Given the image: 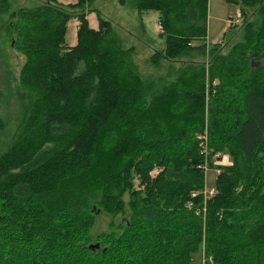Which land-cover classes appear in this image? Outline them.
<instances>
[{
  "label": "trees",
  "instance_id": "trees-1",
  "mask_svg": "<svg viewBox=\"0 0 264 264\" xmlns=\"http://www.w3.org/2000/svg\"><path fill=\"white\" fill-rule=\"evenodd\" d=\"M91 1L46 0L9 24L25 109L0 152V264H192L203 243L213 264H264V0H230L245 21L209 46V81L188 61L207 52L209 0H119L160 13L158 78L110 21L89 26ZM205 164L220 170L206 200ZM99 209L130 215L92 248Z\"/></svg>",
  "mask_w": 264,
  "mask_h": 264
},
{
  "label": "rangeland",
  "instance_id": "rangeland-1",
  "mask_svg": "<svg viewBox=\"0 0 264 264\" xmlns=\"http://www.w3.org/2000/svg\"><path fill=\"white\" fill-rule=\"evenodd\" d=\"M46 0H9L10 9L0 15V152L8 148L11 139L18 131L19 125L23 119V110L25 109L22 93L20 89V72L25 63V55L15 45V34L9 28L13 14L20 8H33L40 5ZM66 5L75 0H58ZM89 26L97 29L99 27V18H103L111 22L114 35L120 39L124 47H133V57L140 70L146 78H158L161 75L167 74V61H160L159 65H155L151 61V57L156 51L160 50L161 41L164 45L165 37L159 36V12L156 9H150L142 12L140 19L136 9L130 4H121L119 0H92L85 6ZM239 17L242 21L234 29L232 37L228 40L227 45H231L240 38V26L243 24L244 16L241 13L237 3L230 0H209L208 7V36H207V52L205 56H196L190 62L201 61L205 64V75L209 79V68L211 64V55L209 46L217 43L225 44L227 41V33L230 30V19ZM143 21L147 35L140 26V21ZM77 26L78 18L70 17L67 22L65 33L66 44L71 46L77 43ZM155 38L154 42L149 39ZM161 39V40H160ZM226 45V46H227ZM176 66H180L183 62L176 61ZM209 81V80H208ZM27 99V97H24ZM223 152H217L215 155L220 159V164L226 165L230 162V157ZM215 159V158H214ZM207 160V158L205 159ZM216 163V162H215ZM206 168V188H211L215 185L218 169L216 167ZM204 200L206 195L204 194ZM128 199V197H127ZM129 210L125 215H118L113 218L103 210H97L96 219L91 229L92 243L95 244L99 235L108 231L110 224L121 223L124 219H128ZM202 215H204L202 213ZM207 256L205 252V244L203 243L199 250L192 255V264H208L205 260Z\"/></svg>",
  "mask_w": 264,
  "mask_h": 264
},
{
  "label": "built area",
  "instance_id": "built-area-1",
  "mask_svg": "<svg viewBox=\"0 0 264 264\" xmlns=\"http://www.w3.org/2000/svg\"><path fill=\"white\" fill-rule=\"evenodd\" d=\"M242 20L239 18V17H236V18H231L230 19V25H239V23L241 22ZM206 135V134H205ZM202 137V136H200ZM205 168V171L208 169L206 168V166H204ZM220 172V170L218 169V173ZM203 191V194L206 195V198L210 197V196H213L216 192V188L215 186L213 185V187L211 188H206L204 187V189L202 190ZM193 196H195L196 194H192ZM204 210H206V208H204ZM201 211H196L197 214H200ZM204 261H207L208 264H213V258L210 256V257H205V260Z\"/></svg>",
  "mask_w": 264,
  "mask_h": 264
},
{
  "label": "crops",
  "instance_id": "crops-1",
  "mask_svg": "<svg viewBox=\"0 0 264 264\" xmlns=\"http://www.w3.org/2000/svg\"><path fill=\"white\" fill-rule=\"evenodd\" d=\"M137 11V10H136ZM137 13H138V11H137ZM138 15H139V17H140V19H142V14L140 15L139 13H138ZM159 17H160V13H159ZM158 24H159V36L160 37H163L161 34H160V32H161V26H160V18H159V20H158ZM140 26L142 27V29L144 30V32L146 33V35H147V29H146V27H145V25H144V23H143V21L141 20L140 21ZM78 27V26H77ZM148 36V35H147ZM154 40H156L155 38H152L151 37V39H149V41L150 42H154ZM161 40V39H160ZM161 43V44H160ZM159 44H160V49H162V48H164L165 47V45H166V43H164V45H163V43L160 41L159 42ZM71 46H73V45H71Z\"/></svg>",
  "mask_w": 264,
  "mask_h": 264
},
{
  "label": "water",
  "instance_id": "water-1",
  "mask_svg": "<svg viewBox=\"0 0 264 264\" xmlns=\"http://www.w3.org/2000/svg\"><path fill=\"white\" fill-rule=\"evenodd\" d=\"M91 247H92V248H99V243L92 244Z\"/></svg>",
  "mask_w": 264,
  "mask_h": 264
},
{
  "label": "bare ground",
  "instance_id": "bare-ground-1",
  "mask_svg": "<svg viewBox=\"0 0 264 264\" xmlns=\"http://www.w3.org/2000/svg\"><path fill=\"white\" fill-rule=\"evenodd\" d=\"M204 134H206V133H204ZM198 137H199V135H198ZM204 137H205V136H204ZM200 140H201V139H200ZM204 151H205V150H204ZM154 172H155V171H154ZM197 208H198V207H196L195 209H197ZM202 208H203V207H202ZM195 209H194V210H195ZM203 211H204V209H203Z\"/></svg>",
  "mask_w": 264,
  "mask_h": 264
}]
</instances>
